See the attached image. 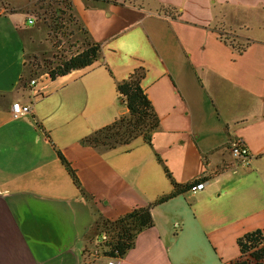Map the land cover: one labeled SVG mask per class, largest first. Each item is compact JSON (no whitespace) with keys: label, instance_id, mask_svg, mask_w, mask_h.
Returning a JSON list of instances; mask_svg holds the SVG:
<instances>
[{"label":"crops","instance_id":"obj_1","mask_svg":"<svg viewBox=\"0 0 264 264\" xmlns=\"http://www.w3.org/2000/svg\"><path fill=\"white\" fill-rule=\"evenodd\" d=\"M72 5L101 43L100 60L55 79L44 72L27 85V35L12 20L26 11H0V264H85L103 221L173 190L165 166L181 184L203 177L206 185L155 206V226L119 264H204L210 250L215 264L243 234L264 232V36L249 35L264 29V0ZM139 69L161 120L152 142L84 144L128 112L116 84ZM17 101L31 111L13 117ZM232 141H242L249 157L236 158Z\"/></svg>","mask_w":264,"mask_h":264},{"label":"trees","instance_id":"obj_2","mask_svg":"<svg viewBox=\"0 0 264 264\" xmlns=\"http://www.w3.org/2000/svg\"><path fill=\"white\" fill-rule=\"evenodd\" d=\"M59 1V0H58ZM73 9L72 0H63ZM77 20V19H76ZM78 22V21H77ZM86 36L83 48L70 56L62 58L54 68L50 67L48 75L55 79L73 70L82 69L98 62L102 56V45L95 41L86 28L82 27ZM222 35V34H221ZM239 50L244 51L241 47ZM27 67V62H26ZM34 77L31 71L25 73L21 82L27 85ZM143 70L139 69L128 78L117 82L116 89L120 99L126 104L128 112L117 117L112 123L105 125L82 139L84 144L101 150L115 149L128 146L137 138L142 137L151 143L154 133L160 128L161 120L152 101L142 86ZM58 156L66 166L77 185L80 180L71 163L57 150ZM165 172L170 178L173 190L160 196L157 200L144 207H137L116 220H105L101 231L108 236L107 247L110 258H123L136 245L139 234L155 226L152 209L170 199L192 190L195 182L181 184L177 182L167 166ZM240 254L231 264H264V232L262 229L249 231L237 239Z\"/></svg>","mask_w":264,"mask_h":264},{"label":"rangeland","instance_id":"obj_3","mask_svg":"<svg viewBox=\"0 0 264 264\" xmlns=\"http://www.w3.org/2000/svg\"><path fill=\"white\" fill-rule=\"evenodd\" d=\"M239 8V6L232 5L228 7L235 11L233 16L235 14L239 16V13H236ZM19 10L26 12L13 14L12 20L23 26L27 35V74L31 71L35 77L43 75L50 67L54 68L62 58L83 48L86 41L85 33L69 4L63 0H20L16 2L0 0V11L15 12ZM28 11L31 13L30 17L35 19L34 24L28 23ZM239 33L249 34L244 28ZM249 35L259 39L264 36V29L257 27ZM239 254V247H236L235 250L229 249L225 253L224 260L219 259L217 262L216 259L215 264H231ZM233 255L235 258L229 260ZM215 258V251L210 250L207 252V262L204 264H213Z\"/></svg>","mask_w":264,"mask_h":264},{"label":"built area","instance_id":"obj_4","mask_svg":"<svg viewBox=\"0 0 264 264\" xmlns=\"http://www.w3.org/2000/svg\"><path fill=\"white\" fill-rule=\"evenodd\" d=\"M30 24L35 23L33 17L28 18ZM37 78L30 80V85L33 87V95H38L40 92L34 87L37 85ZM32 109V104H24L22 102H14L11 107L13 117L17 118L19 116L29 113ZM230 148L232 154L239 159H245L249 157V150L244 145L242 141H232L230 143ZM195 184L191 191L197 192L203 190L206 185V180L203 177H199L194 180ZM108 236L102 232L99 237L96 239L94 245L90 248H87L84 254L85 264H119L120 258L112 257L108 255L107 247Z\"/></svg>","mask_w":264,"mask_h":264}]
</instances>
